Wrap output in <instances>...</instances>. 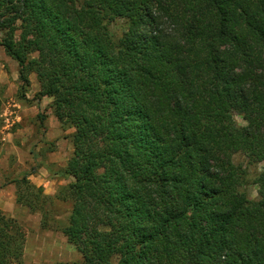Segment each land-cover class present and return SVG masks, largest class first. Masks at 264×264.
<instances>
[{
    "label": "trees",
    "instance_id": "1",
    "mask_svg": "<svg viewBox=\"0 0 264 264\" xmlns=\"http://www.w3.org/2000/svg\"><path fill=\"white\" fill-rule=\"evenodd\" d=\"M0 46L72 129L53 195L9 181L80 254L56 264H264V0H0ZM24 243L0 210V264Z\"/></svg>",
    "mask_w": 264,
    "mask_h": 264
},
{
    "label": "rangeland",
    "instance_id": "2",
    "mask_svg": "<svg viewBox=\"0 0 264 264\" xmlns=\"http://www.w3.org/2000/svg\"><path fill=\"white\" fill-rule=\"evenodd\" d=\"M124 27L122 21H117L111 29L121 31ZM17 68V63L8 57L0 46V185L10 184L13 188L14 185L9 183L11 178L20 175L21 172H32L30 175H33L43 166L39 164H49L52 171L61 168L66 161L59 165L48 160L49 154L58 147L61 146L66 151L69 146L71 150L73 149L71 140L67 136L71 129L62 130L63 133L53 138L47 136L48 121L54 117L48 108L50 100L48 97L39 99L34 97L39 89L34 75H32L34 83L30 82L25 97L22 98L18 91ZM41 113L45 115L43 127L37 117ZM234 118L238 125L245 124L238 114H235ZM59 139H62L60 143H58ZM234 160L244 162L245 158L241 154H236ZM260 169L261 165L250 167L251 173ZM247 191L249 198H257L256 186L250 185ZM55 209L56 219L64 222L70 204L57 203ZM18 221L25 230L23 264H56L80 259V254L67 243L59 229L40 228L37 213H29V218Z\"/></svg>",
    "mask_w": 264,
    "mask_h": 264
},
{
    "label": "crops",
    "instance_id": "3",
    "mask_svg": "<svg viewBox=\"0 0 264 264\" xmlns=\"http://www.w3.org/2000/svg\"><path fill=\"white\" fill-rule=\"evenodd\" d=\"M32 75L30 76L31 84L34 83V76ZM47 125H49L47 131V136L49 137L53 138L63 133L56 118L51 117ZM59 140L58 143L62 141V139ZM67 149L68 150L66 151L65 148L60 146L56 151H52L48 156L49 162L57 163L59 165L63 164L72 152L70 146ZM29 179L33 184L41 186L44 193L48 195H53L58 185L66 183L65 179L53 177L49 170L44 166L39 168L33 175H30ZM0 210L18 220L29 218V212L27 209L15 202L14 188L10 184L0 187Z\"/></svg>",
    "mask_w": 264,
    "mask_h": 264
}]
</instances>
